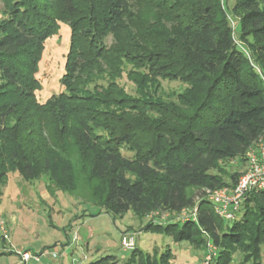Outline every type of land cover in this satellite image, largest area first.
Instances as JSON below:
<instances>
[{"label":"trees","instance_id":"obj_1","mask_svg":"<svg viewBox=\"0 0 264 264\" xmlns=\"http://www.w3.org/2000/svg\"><path fill=\"white\" fill-rule=\"evenodd\" d=\"M0 1L7 16L0 21V201L14 172L28 182L47 173L73 192L77 180L66 156L73 147L91 181L102 185L98 206L113 218L195 208L194 219L162 229L150 223L146 231L195 246L207 236L219 248L213 264H229L233 248L261 264L264 191L247 194L242 217L230 225L207 191L229 187L220 164L239 159L246 168L249 149L264 136V0H234L237 38L221 0H144L156 13L148 25L128 0ZM60 23L70 29L63 92L40 104L37 65ZM123 62L133 67L136 97L116 83ZM157 78L188 88L176 103H163L150 91ZM130 254L143 255L137 248ZM168 259L163 254L151 264ZM149 262L146 256L141 264Z\"/></svg>","mask_w":264,"mask_h":264},{"label":"rangeland","instance_id":"obj_2","mask_svg":"<svg viewBox=\"0 0 264 264\" xmlns=\"http://www.w3.org/2000/svg\"><path fill=\"white\" fill-rule=\"evenodd\" d=\"M221 2L237 38V17L230 13L234 0ZM128 3L140 24L148 25L154 21L156 13L145 7L144 0H128ZM6 17L5 5L0 1V21ZM166 25L169 27L171 24L166 22ZM69 38V27L60 23L57 34L44 43L35 75L38 84L35 98L40 104L63 92L60 79L64 74ZM236 42L247 55V45ZM248 42H251L250 38ZM104 43L111 48L114 45L113 37L107 35ZM132 70L131 64L123 62L121 77L116 83L126 94L136 97V88L128 77ZM138 72L145 73L143 70ZM155 81L150 91L154 99L163 103H176L178 96L188 88L187 84L176 79L157 78ZM255 149L256 145L249 149L247 155ZM123 153L129 155L125 150ZM66 156L72 162L77 180L71 193L59 189L47 173H42L31 182L23 180L15 172L7 175L0 201V223L3 225V233L0 232V255H3L0 256V264H90L105 257L109 258L108 264H141L146 256L151 264L163 254L169 255L170 264H213L219 248L207 236L203 245L195 246L187 242L178 243L171 235L160 230L154 233L145 228L151 223L162 229L170 223L194 219L195 208L185 209L178 214L156 211L143 218L128 212L122 217L113 218L98 206L102 185L91 181L88 168L82 164L77 151L70 147ZM220 166L224 172L223 181L229 187H221L213 193H230L245 165L241 160L233 159L222 162ZM233 173L240 174L235 184L230 186ZM237 213L235 219L226 224L230 225L242 217V209ZM125 237L133 238L134 249L142 252V258L131 257L130 251L124 249L122 240ZM259 250L261 264H264V245ZM26 253L30 255L27 263L22 261V255ZM248 259L244 250L231 249L229 264H251L246 262Z\"/></svg>","mask_w":264,"mask_h":264},{"label":"built area","instance_id":"obj_3","mask_svg":"<svg viewBox=\"0 0 264 264\" xmlns=\"http://www.w3.org/2000/svg\"><path fill=\"white\" fill-rule=\"evenodd\" d=\"M252 191H264V136L256 144V149L247 155L246 169L239 176L234 189L230 193L212 191L208 195L216 213L222 219L230 221L237 216L241 201ZM2 231L3 225L0 223V232L3 233ZM122 245L128 251L133 250V238H123ZM29 259L28 253L22 255L23 262L27 263Z\"/></svg>","mask_w":264,"mask_h":264}]
</instances>
